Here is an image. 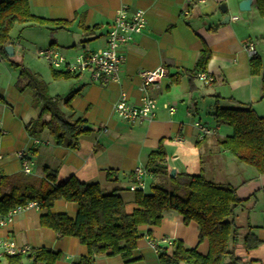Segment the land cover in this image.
<instances>
[{
  "label": "crops",
  "instance_id": "0c3cea01",
  "mask_svg": "<svg viewBox=\"0 0 264 264\" xmlns=\"http://www.w3.org/2000/svg\"><path fill=\"white\" fill-rule=\"evenodd\" d=\"M240 1L206 0L203 4L189 5V0H29L33 16L69 25L63 31L54 30V26L22 25V32L28 31L25 43L36 41L38 33L44 31L52 39L48 47L56 48L66 59L103 49L121 7L128 13L143 11L145 28L120 49L124 60L119 69V83H95L87 73L69 80H54L51 74L55 70L42 60L44 65L35 62L25 66L47 85L50 96L63 101L70 92L79 90L69 108L62 102L59 106L68 121L82 119L89 130L80 137L79 147L74 151L57 147L46 130L34 135L27 133L25 126L39 117L40 109L34 105L30 90L17 89L19 70L0 59V177L22 173L14 154L25 150L34 164L30 176L43 179L47 168L56 172V185L71 177L81 183H96L104 194L115 193L129 213L135 209V192L129 190L133 170L144 168L149 154L162 144L166 164L174 175L202 174L216 184L235 188L238 199L243 201L233 219L239 227L231 247L239 260L237 264H264V175L238 162L219 146L231 131L217 126L212 115L218 100L223 109L248 105L264 119L261 77L248 73L252 56L246 50L252 44L254 55L264 65V17L257 12L256 0H251L247 11L239 10ZM221 4L227 9L224 14L219 10ZM226 15L229 22L221 24ZM233 17L237 19L232 21ZM12 43L16 54L17 44L13 40ZM203 47L209 49L211 57L205 71H196ZM157 68L162 69V79L143 89L140 73ZM188 72H203L213 81L205 85L194 77L189 83ZM121 92L132 106H139L145 95L156 100L158 109L153 118L129 124L116 117L113 106ZM164 103L175 105L172 115L161 108ZM196 122L212 134L199 140ZM34 138L43 144H32ZM49 212L75 219L77 208L74 203L56 201ZM46 213L41 207L16 213L8 226L0 228V238L14 242L17 247L58 253L55 264H73L86 256L87 248L77 239L59 237L40 226V217ZM247 226L260 241L259 246L249 251L243 247ZM138 233L139 239L128 257L104 254L95 256L94 263L158 264L148 241L163 238L180 241L183 247L195 249L201 255L208 252V242L197 241V224L185 226L182 217L172 211L163 216L159 226H141ZM25 258L23 263L28 264Z\"/></svg>",
  "mask_w": 264,
  "mask_h": 264
},
{
  "label": "trees",
  "instance_id": "16d2710c",
  "mask_svg": "<svg viewBox=\"0 0 264 264\" xmlns=\"http://www.w3.org/2000/svg\"><path fill=\"white\" fill-rule=\"evenodd\" d=\"M29 0H0V59L11 68L19 70L16 83L19 91L30 90L33 103L40 109L36 120L30 121L25 130L34 135L46 130L55 144L64 149L77 150L79 139L89 130L82 119L68 121L60 103L70 107L79 90L70 92L63 101L50 96L46 84L28 71L16 54L8 57L4 48L12 46L10 32L14 25L54 26V30H67L65 21H49L30 13ZM257 12L264 17V0H256ZM85 31L87 29H84ZM211 54L203 47L195 66L196 71H205ZM261 77V93L264 100V65L259 57L252 56L249 72ZM195 73H186L189 83ZM54 80L74 78L68 73L52 71ZM174 82V81H173ZM216 107L213 115L217 126L229 128L231 134L219 142V146L235 159L264 175V119L258 117L248 105L236 108ZM47 116L48 120L44 121ZM152 175L147 191L135 192V209L127 213L121 199L115 194H104L96 183H81L74 177L56 185V172L44 169L45 178H34L23 173L0 177V216L35 201L47 213L40 217V226L53 231L59 237H72L87 248V255L73 264H95V256L108 254L128 257L139 239L141 226H159L167 212L182 217L185 226L197 224L198 243L206 240L208 252L201 255L195 249L183 247L173 241L168 250L159 249L158 264H237L232 245L236 242L239 227L234 223L236 208L243 204L235 188L229 184H216L202 174H176L170 176L162 144L148 156L144 167ZM170 187V190L167 189ZM181 191L185 192L180 196ZM56 201L74 203L77 208L75 219L63 214H52L50 209ZM260 241L251 233L243 237V247L249 251L259 246ZM22 256L6 257V264H24ZM28 264H55L59 254L48 249L32 250L25 258Z\"/></svg>",
  "mask_w": 264,
  "mask_h": 264
},
{
  "label": "built area",
  "instance_id": "2783aa9c",
  "mask_svg": "<svg viewBox=\"0 0 264 264\" xmlns=\"http://www.w3.org/2000/svg\"><path fill=\"white\" fill-rule=\"evenodd\" d=\"M206 0H189V5L203 4ZM236 17L231 18L232 21ZM145 28L144 13L141 10H136L128 13L126 8L118 9L116 16L111 23L106 38V44L103 49L91 52L88 54H79L73 59H66L56 48L47 47L39 50L38 58L48 64V66L55 71H62L68 73L73 77H79L83 74H88L92 82L95 83H119V69L124 58L121 54V47L128 43L135 35L140 34ZM247 52L250 56H254L253 45H247ZM195 78L207 85L212 83V77L203 72L195 74ZM163 72L161 68L148 73H140L142 88L146 89L151 85L158 84L162 79ZM139 106H132L127 102V97L124 93H120L119 99L113 106V113L129 124L141 123L150 121L158 109L156 100L143 96L140 99ZM161 108L169 115L175 112V105L172 103H164ZM195 129L198 131V138L202 140L204 137L212 134V131L200 123H194ZM178 142L180 140L177 139ZM34 145L43 144L38 139H31ZM14 157L17 159L21 167V172L24 175L32 174L33 162L29 153L25 150L15 152ZM1 158V157H0ZM133 183L129 187L132 192H144L146 190L147 179L152 178V175L147 173L143 167H136L133 170ZM39 209V204L35 201H28L24 205L19 206L7 214L0 216V228L8 226L13 215L27 209ZM173 241L163 238L158 242L148 241L149 248L158 255L161 246L170 249ZM32 249L29 246L17 247L14 242L0 238V260L6 257L22 256L26 257L30 254Z\"/></svg>",
  "mask_w": 264,
  "mask_h": 264
},
{
  "label": "rangeland",
  "instance_id": "374dc122",
  "mask_svg": "<svg viewBox=\"0 0 264 264\" xmlns=\"http://www.w3.org/2000/svg\"><path fill=\"white\" fill-rule=\"evenodd\" d=\"M22 25H14L13 29L10 32V37L12 38V40L14 41V43L17 44V52L16 55L18 57L21 58L22 60V64L23 66H30V64L35 63V62H39L41 64L44 65V63L41 61V59L38 58V49H45L48 47V44L51 42V38L50 35L45 34V32L43 31V33H38V36L35 40H32L31 42L25 43V37L27 38L28 35V31L27 29L22 32L21 27ZM20 46H19V45ZM21 47V48H20ZM47 86V85H46ZM227 129V128H226ZM228 132H230V129H227ZM148 188V183L146 185V190L147 191ZM168 190H170V187H167ZM179 195L182 197L185 195L184 191H181L179 193ZM1 264H6L5 260H3L1 262Z\"/></svg>",
  "mask_w": 264,
  "mask_h": 264
},
{
  "label": "water",
  "instance_id": "95a60500",
  "mask_svg": "<svg viewBox=\"0 0 264 264\" xmlns=\"http://www.w3.org/2000/svg\"><path fill=\"white\" fill-rule=\"evenodd\" d=\"M250 4H251V0H242V1H240V2H239V5H238L239 10H240V11H247V10H249V8H250ZM219 10H220V12H221L222 14L226 13V11H227V9H226V7H225L224 4H221V5L219 6ZM229 19H230L229 15H226V16L224 17L223 21H221V24H227V23L229 22ZM4 52H5V54H6L8 57H11V56L14 55V53H13V47H12L11 45H10V46H6V47L4 48ZM84 128L86 129L87 127L85 126ZM170 176H171V177L174 176V172H173V170L170 171Z\"/></svg>",
  "mask_w": 264,
  "mask_h": 264
}]
</instances>
